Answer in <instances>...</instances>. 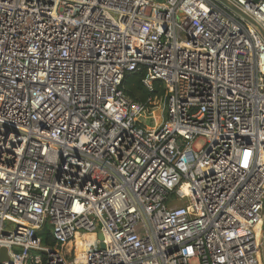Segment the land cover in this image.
<instances>
[{
    "label": "built area",
    "instance_id": "2783aa9c",
    "mask_svg": "<svg viewBox=\"0 0 264 264\" xmlns=\"http://www.w3.org/2000/svg\"><path fill=\"white\" fill-rule=\"evenodd\" d=\"M227 1L264 29V0ZM135 72L165 87L157 125ZM263 237L254 25L218 0H0V264H264Z\"/></svg>",
    "mask_w": 264,
    "mask_h": 264
},
{
    "label": "trees",
    "instance_id": "16d2710c",
    "mask_svg": "<svg viewBox=\"0 0 264 264\" xmlns=\"http://www.w3.org/2000/svg\"><path fill=\"white\" fill-rule=\"evenodd\" d=\"M142 76L143 74L140 72L125 74L122 80L121 87L127 98L131 100V102L145 105L146 109L142 114L140 122L143 126L151 127L148 126L146 122L148 120L155 121L160 116V114L164 115L165 113L164 98L166 95V90L164 85L160 81L155 80L153 82V91H149L142 83ZM156 105L159 107L157 108ZM157 109H160L159 115ZM161 120L162 118L160 117L159 121H155V125L159 124ZM40 235L44 244L54 246L55 243L51 239L46 225L40 231Z\"/></svg>",
    "mask_w": 264,
    "mask_h": 264
},
{
    "label": "water",
    "instance_id": "95a60500",
    "mask_svg": "<svg viewBox=\"0 0 264 264\" xmlns=\"http://www.w3.org/2000/svg\"><path fill=\"white\" fill-rule=\"evenodd\" d=\"M220 3L226 5L228 8H230L231 10H233L234 12L238 13L239 15L243 16L244 18H246L252 25H254L259 32L261 33L262 38L264 39V29L256 22L254 21L252 18H250L249 16H247L246 14H244L239 8H237L236 6L230 4L227 0H218ZM98 238L100 240L103 239V235L101 232L98 233ZM100 248L104 247V243L101 242L99 244ZM6 249L5 248H0V262L4 259H6Z\"/></svg>",
    "mask_w": 264,
    "mask_h": 264
},
{
    "label": "rangeland",
    "instance_id": "374dc122",
    "mask_svg": "<svg viewBox=\"0 0 264 264\" xmlns=\"http://www.w3.org/2000/svg\"><path fill=\"white\" fill-rule=\"evenodd\" d=\"M157 104H158V102H157ZM157 106V105H156ZM159 106H157V108H158ZM157 112H158V115H159V113H160V109H157ZM158 115H155V116H158ZM160 117L162 118V119H164L165 118V116L163 115V114H160V116L157 118V120H155V121H159L160 120ZM155 121L153 120V121H147L146 122V124L148 125V126H154L155 125ZM263 241H264V237H263ZM262 261H263V263H264V254H263V256H262ZM192 264H196V263H192Z\"/></svg>",
    "mask_w": 264,
    "mask_h": 264
},
{
    "label": "bare ground",
    "instance_id": "6f19581e",
    "mask_svg": "<svg viewBox=\"0 0 264 264\" xmlns=\"http://www.w3.org/2000/svg\"><path fill=\"white\" fill-rule=\"evenodd\" d=\"M92 237H93V235H86V238H88V239H92ZM77 239H78L77 241H78V244H79L77 248H78V250H81L83 248L82 243H81V239H83V238L82 237H78Z\"/></svg>",
    "mask_w": 264,
    "mask_h": 264
}]
</instances>
